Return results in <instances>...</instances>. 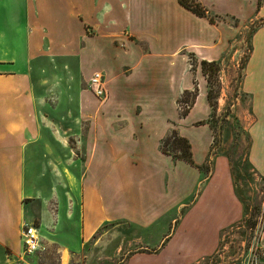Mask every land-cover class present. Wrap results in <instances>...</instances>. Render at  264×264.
<instances>
[{"label":"crops","instance_id":"0c3cea01","mask_svg":"<svg viewBox=\"0 0 264 264\" xmlns=\"http://www.w3.org/2000/svg\"><path fill=\"white\" fill-rule=\"evenodd\" d=\"M195 2L207 15L180 0H0V264H27L23 229L34 224L38 185L59 175L75 183L70 226L80 225L83 244L105 223L124 220L149 231L146 248L160 245L125 264H195L217 252L244 208L225 157L206 171L215 135L202 61L223 60L242 23L264 18V0ZM253 45L245 74L259 125L251 158L264 170L256 111L258 95L264 101V25ZM97 70L105 100L85 87ZM196 89L182 116L180 97ZM62 102L68 110L56 122L49 115ZM70 112L72 127L64 121ZM173 129L188 139L192 162L162 150ZM50 209L40 201V237L61 224H49ZM52 236L63 243L62 233ZM260 243L264 250V221Z\"/></svg>","mask_w":264,"mask_h":264},{"label":"rangeland","instance_id":"374dc122","mask_svg":"<svg viewBox=\"0 0 264 264\" xmlns=\"http://www.w3.org/2000/svg\"><path fill=\"white\" fill-rule=\"evenodd\" d=\"M225 19L232 24L236 22L234 19ZM263 25L264 18H253L243 22L240 36L236 38L233 48L223 60L211 68L207 67L208 94L212 109L210 123L215 139L212 158L206 166V171L211 170L214 158L225 157L229 161L234 186L244 209L242 217L226 227L217 252L195 264H245L253 244L259 237L260 226L264 219V170L259 168L251 158L254 132L257 131L259 125L256 126L257 115L253 107V93L245 88V74L253 54V39ZM63 40L70 41L68 36ZM56 58L59 63H63L66 59L64 56ZM191 58L194 64L199 63L195 57ZM263 67L264 62L258 69ZM85 87L89 89L88 82ZM191 98L192 95L189 99ZM55 104L51 101V106L57 109L58 105ZM184 105L181 104L180 107ZM60 106L63 110L50 112L49 115L56 122L59 121L61 115H66L68 110H65L67 107H64V102ZM69 106L74 111L75 105L72 103ZM259 108L262 111L259 115L264 119V101L260 95H258L256 105L258 113ZM74 116L75 112H70V118L64 120L67 126L72 127ZM69 173L72 172L69 171ZM66 179L59 175L38 185V188L44 191L38 192L41 198H34L36 200L34 225L40 227V220L37 217L40 201L48 202L51 207L50 214H48L49 224L56 225V221L61 224L54 229L57 232L51 231L49 227L42 228L39 250L30 256L22 254V260L27 264H62V248H65L64 255L68 264H125L131 256L139 252L158 249L160 245L153 249L146 248L148 246L145 245V239L149 236V231L124 220L105 223L97 232L94 240L81 243L80 225L70 226L74 201L68 193V188L73 192L75 183H69ZM59 233L63 234V243L54 240L52 236ZM70 246L78 247L79 250L71 249ZM70 252L75 255L71 256ZM259 254L262 258L264 257L263 248Z\"/></svg>","mask_w":264,"mask_h":264},{"label":"trees","instance_id":"16d2710c","mask_svg":"<svg viewBox=\"0 0 264 264\" xmlns=\"http://www.w3.org/2000/svg\"><path fill=\"white\" fill-rule=\"evenodd\" d=\"M180 2L186 7L193 10L198 15L205 16L208 13L207 9L203 8L199 3L195 2V0H180ZM211 20L214 21L213 16H211ZM216 64H217L216 61L209 62L203 60L202 68L205 74L208 75L207 67L211 68ZM190 95H192L191 100L189 99ZM197 95H198L197 89L194 90L193 92L186 91L185 93L182 94V96L179 99L180 105L185 104L184 107L183 106L180 107V113L182 116H186L189 113L190 108L193 106V104L196 101ZM161 148L163 151L172 154L174 157H181L192 162L191 145L188 139L182 137L176 129L171 130V132L162 140Z\"/></svg>","mask_w":264,"mask_h":264},{"label":"built area","instance_id":"2783aa9c","mask_svg":"<svg viewBox=\"0 0 264 264\" xmlns=\"http://www.w3.org/2000/svg\"><path fill=\"white\" fill-rule=\"evenodd\" d=\"M105 82V75L102 71L99 70L94 71L88 81L89 89L93 91V93L101 100H105L108 96V91ZM262 226L263 222L260 226L259 237L257 238V241L253 244V248H251L250 254L245 264H262V257L259 254V251L262 250V245L260 243ZM23 242L25 255H32L39 250L41 246V237L38 233L37 227L34 224L25 225L23 229Z\"/></svg>","mask_w":264,"mask_h":264},{"label":"bare ground","instance_id":"6f19581e","mask_svg":"<svg viewBox=\"0 0 264 264\" xmlns=\"http://www.w3.org/2000/svg\"><path fill=\"white\" fill-rule=\"evenodd\" d=\"M65 264H66V262H65Z\"/></svg>","mask_w":264,"mask_h":264}]
</instances>
